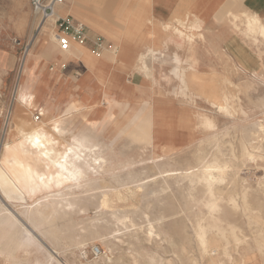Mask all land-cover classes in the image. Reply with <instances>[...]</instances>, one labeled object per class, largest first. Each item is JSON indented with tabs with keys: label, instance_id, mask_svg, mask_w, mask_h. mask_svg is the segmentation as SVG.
<instances>
[{
	"label": "rangeland",
	"instance_id": "obj_1",
	"mask_svg": "<svg viewBox=\"0 0 264 264\" xmlns=\"http://www.w3.org/2000/svg\"><path fill=\"white\" fill-rule=\"evenodd\" d=\"M117 3L116 0H67L62 6L85 4L108 18L110 13H115ZM57 10L62 16L61 8ZM39 22L40 18L29 0H25L23 5L20 0H0V54L15 57L12 67L1 65L3 61L0 60V154L9 133L18 134L20 128L25 127L23 121H43L48 128L52 123L50 113L27 110L14 99L23 68L28 69V86L31 85L34 94L33 107L54 97L59 98L58 90L51 88L52 95L50 89L44 86L45 80L39 77L44 56L49 58L53 52L60 50L55 41L53 44L47 43L49 39H45L44 24L40 27ZM48 23L53 34L55 27ZM81 23L87 25L89 30L86 22ZM203 34L204 37L196 40H205L204 30ZM248 34V38H251L249 44L254 47L256 53H253L259 64V79L249 75L251 71L245 73L231 64L224 65L223 79L218 77L217 80L213 75L212 79L206 80L204 76L194 73V80H191L194 86L189 85L184 90L185 94L177 91L178 95L173 98L161 97L166 102L176 103L168 105L167 109H156L145 102L141 108L137 105L121 107L123 111L113 112L111 119L109 113L99 118L94 110L67 115V127L73 132L92 130L101 144L102 154L107 157L106 166L99 176L100 187L74 194H81L80 198L97 194V200L91 203L84 199L83 204H89L88 209L72 211L69 216H58L53 222L47 221L38 226L24 222L41 246H21L19 232L23 231L24 241L29 237L24 232V226L18 224L14 229L0 220V264H218L219 261V264H264V39L260 36L258 40L255 34ZM97 37L103 38L106 47L110 45L106 36ZM48 46H51V50ZM28 58L32 60L30 63ZM175 61L173 75L178 77L181 75L182 60L176 57ZM98 79L109 87L106 89L108 93L113 88L119 91L117 81L108 80L109 76L99 75ZM214 86L217 96L223 97V100L226 96L228 110L218 111L219 108L206 99ZM111 100L120 105L119 98L112 97ZM78 102L74 99L69 104L58 102V105L62 110L66 106L81 105ZM16 110L20 117L10 124ZM83 113L87 118L83 117ZM156 115L159 116L158 123ZM149 116L154 126L150 127L151 135L144 133ZM204 117L212 120V127L204 124ZM136 132L139 137H136ZM70 138L67 135L60 141L67 144ZM110 138L112 144H108ZM153 140L157 149L151 143ZM161 146H167V150L161 149ZM188 169L195 172L209 170L214 176L212 184L215 196L220 199L219 203L222 202L220 205L226 213L222 225L227 228V234L222 236L221 231L216 230L209 232L210 247L225 248L229 255L216 252L204 256L197 248L193 223L196 214L205 211L206 204L197 202L193 197L200 198L199 201L205 199L204 184L191 183L188 178L179 175L173 176L175 178L167 175ZM17 194L12 192V196L8 197L0 190V210L7 207L17 218L25 219L22 207L34 204L35 199L28 198L24 202ZM113 212L121 217L126 216L124 220L128 224L131 218L137 225L125 229L122 222L115 223L112 219ZM162 216L165 218L159 220ZM107 222L110 224L108 229ZM53 225L58 229L59 241L47 234ZM235 226L241 231L237 232ZM75 228L78 230L75 231ZM116 228L121 230H114L113 235L105 234ZM229 228H235V237ZM94 247H99V254L92 253ZM50 255L54 258L50 259Z\"/></svg>",
	"mask_w": 264,
	"mask_h": 264
},
{
	"label": "crops",
	"instance_id": "obj_2",
	"mask_svg": "<svg viewBox=\"0 0 264 264\" xmlns=\"http://www.w3.org/2000/svg\"><path fill=\"white\" fill-rule=\"evenodd\" d=\"M116 1L119 3L115 6V13H110L108 18L85 4L58 7L62 16L72 15L77 21L86 22L91 40L102 35L110 42L99 54L91 50V42L82 45L74 41L71 54L56 50L49 58L44 56L39 77L45 80L46 89L58 90V102L69 104L74 99L82 100L92 105L93 112L97 113L101 107L109 106L107 98L115 97L119 98L120 105L113 102V112L123 111L121 107L137 105L141 108L145 102L156 109H167L168 105L176 103L166 102L161 97L173 98L178 95L177 91L192 86L194 73L206 80L212 79L213 75L217 80L218 77L223 79L225 71L222 72V67L230 64L244 72V47L249 48L246 47V52L256 53L249 44L251 38L246 35L249 33L246 31V15L258 16L264 22V0ZM71 9L74 13L68 12ZM86 19L98 23L97 26ZM203 30L205 40L197 41V38L204 37ZM179 34L184 35L183 42H180ZM255 37L260 38L259 35ZM48 47L51 50V46ZM141 57L149 67V75L142 68L140 70ZM176 57L182 60L187 87L173 75ZM0 60L3 66L12 67L15 63L14 55L0 54ZM99 75L117 81L119 91L114 88L108 93L99 81ZM153 79L157 84L152 83ZM51 93L53 95V91ZM155 118L158 123L159 116ZM111 138L108 144L113 143Z\"/></svg>",
	"mask_w": 264,
	"mask_h": 264
},
{
	"label": "bare ground",
	"instance_id": "obj_3",
	"mask_svg": "<svg viewBox=\"0 0 264 264\" xmlns=\"http://www.w3.org/2000/svg\"><path fill=\"white\" fill-rule=\"evenodd\" d=\"M20 3L22 5L25 4V0H20ZM69 12L74 13L72 9L69 10ZM78 16L81 17L80 15H78ZM246 20H247L246 25H247V29H248L246 31H249V33L252 35H254V34L256 36L259 35L264 39V22H263L262 18H260L258 16L246 15ZM86 21L89 22L90 24H96V26L98 24V23H95L92 21H88L87 19H86ZM47 24H49V23L46 22L44 25H42L44 33H45L44 34L45 39L48 38L49 41L47 43L51 42L53 44L54 38H53L52 30L50 29L49 25H47ZM105 30H106V33L110 35L108 30L107 29H105ZM188 35H189V33H188ZM175 36H176V34H175ZM38 38H40V37H38ZM179 38H180V42H183L185 39L183 34H179ZM256 39H257V37H256ZM73 44H72V46H74ZM81 50H83V49L81 48ZM244 50H245L244 51V59H243L242 65L245 68L244 69L245 73H249V71H251V73L249 75H251L254 79H259L260 78V76H259V64L257 62V57L255 56L254 53L246 52V50H247L246 47H244ZM72 52L73 51L70 50V51L66 52L65 54H71ZM141 55H143V54H141ZM28 60H29V63L32 61L29 58H28ZM141 62L143 64L141 63L142 66H140V70L142 68L144 70V72H146L145 74L148 73V75H149L150 74L149 67L146 63H144L143 58L141 59ZM24 64H25V62H24ZM152 71H153V69H152ZM27 72H28V69L23 68L22 75L20 76V79H19V84H18L19 88L14 95V99H15V101L18 102V104L25 106V108L27 110H31V109H33V111L38 110V112H42L41 114L44 113L47 115L50 113L52 123L48 128L43 121L40 123L23 121L24 126L27 128L21 127L18 134H12L10 132L8 139L3 144L1 154H0V188H1L0 190H2L8 197L12 196L11 195L12 192H17L18 193L17 197L20 198V200L24 201L28 198L31 200L32 199H35V200H34V204H32V205L25 206V207L22 205L23 206L22 208L24 209V210L22 209L23 210L22 214L25 217V219L17 218L7 207H4L2 210H0V220L4 224H7L11 228H14V229H16L18 227V224H22L25 228L24 232L29 234V237L27 238V240L24 241L23 235H22L23 231L19 232L20 233V239H21V246L31 247L34 244L41 246L40 241L36 237L32 236V234L30 233V230L28 228H26V226L24 225L25 224L24 222L29 221L34 226H38L39 224H43V223L46 224L47 221L53 222L56 217L59 218L61 216H65V215L69 216L72 211H80L83 209L84 210L88 209L89 204H83L84 199H87L89 202L94 203L97 200L98 195L92 194L86 198L85 197L80 198L81 194L80 195H74V194H76L77 192L79 193V191H81V193L88 192L90 190H93L94 188L100 187L99 186L100 185L99 176L101 175L103 168L106 166V163H107L106 158L107 157H105L104 154H102L101 144L99 143L97 137L95 136V134L93 133L92 130H89L86 132H84V131L73 132L67 127L68 121H69V117H66L67 115H69V114L72 115L74 113L79 115L80 112H86V111L88 112L90 110H94V107H92V105H87L82 100H79L78 103H80L81 105H78L75 107L66 106L64 109L61 110L59 105H58V98L57 97H54L53 100H51V101H48V100L44 101L43 100L44 102L41 105L37 106L36 108L33 107L32 105H33V100H34V94H33V91L31 90V85L28 86ZM3 73H5V72H3ZM5 75H6V73H5ZM197 77H198V75H197ZM176 78L179 79L180 83L184 87H187L186 74L183 70H181V75H179ZM153 81H156V80L153 79ZM250 83L252 84V82H250ZM156 84H157V81H156ZM103 87H105V85H103ZM107 87H105V90L107 89ZM108 89H109V87H108ZM114 90L115 89L113 88L112 92ZM215 90L216 89L214 86V89L211 91V93L207 96L206 99L209 100V102L211 101L210 102L211 105L212 104L216 105V107L219 108L218 111L228 110V104L226 103L227 102L226 96H224V100H223V97L221 98V97L217 96L216 93H218V92H216ZM181 93L185 94L184 90H181ZM197 95L200 96L201 94L197 93ZM107 99H108L109 106L102 107V109L97 111V115L99 118L102 115H106L109 113L110 114L109 118L111 119L112 115H114L113 110L111 111V105L113 104V102L111 100L112 98L111 99L107 98ZM223 101H225V102H223ZM163 106L164 105H162V107ZM214 111H212V112H214ZM199 113L201 114L202 112H199ZM54 114H56V115H54ZM200 114H198V115L200 116ZM208 115H209V113H208ZM203 116H205V115H202L201 117H203ZM19 117L20 116L18 115V112L16 110V112H14L13 118L10 119L11 120L10 124L17 121V119ZM83 117L87 118L85 113H83ZM200 118H198V119H200ZM73 119L74 118H72V120ZM149 119H150V121L147 122V126L144 127V133L151 135V133H152L151 129L152 128H150V127H151V125L153 126V124L151 122V117ZM145 121H147V119H145ZM152 121H153V119H152ZM16 123H18V122H16ZM204 124H206L208 127L213 126L212 120L210 118H207V117L204 119ZM67 135L71 136L70 141L67 144L60 141L63 138L65 139V137ZM158 135H159V133H158ZM139 136L140 135L137 133L136 137H139ZM151 143L153 144V147L157 149V146H156V143L154 142V140ZM166 148H167V146H161V149H166ZM170 150L173 151L172 148ZM199 160H200V158H199ZM167 175L172 176V177L173 176L178 177V175H179V177L188 178L191 183L201 182L204 184L203 190H204L205 196H206L205 199H203L202 201H199L200 198L193 197V199L196 200L197 202H204L206 204L205 211H202L200 214H196V217H195L194 223H193V228L195 231V237H196V241L198 244L197 248L199 247V251L201 252L200 254L204 255V256L207 254L210 255V253L215 254L216 252H219L222 255L223 254L229 255V251L225 248H223L221 250V248L219 246L214 247V248L210 247L211 241L209 240V232L216 230L218 232L221 231V234L220 233L219 234L222 236H226V234H227V233L225 234V231H227L226 230L227 228L225 229L222 225V221L224 222L223 216H225L226 213H224V210L220 205L222 202L219 203L220 199L218 198V196H215L216 193H215V190H214L213 184H212V177H214V176L212 175V173L209 170L195 172V170L191 171L190 169H188L184 172H171ZM173 178H175V177H173ZM94 185H97V187H93ZM90 186H91V188H90ZM40 194H46V195L43 197H38ZM103 195H106V193H104ZM84 196H86V195H84ZM229 198H230V196H229ZM229 198H227V199H229ZM232 199H231V201H232ZM101 205H103V204H101ZM125 218H126V216L121 217V216L117 215V213L113 212L112 219L115 221V223L122 222L124 224L125 229H128L131 226L137 225L136 223H134V220L131 218L129 219V224H131V225H129L128 222H126L127 220H124ZM164 218H165V216H162V217H159L158 219L163 220ZM257 220H259V219L257 218ZM91 225H92V223H91ZM93 225L95 226V224H93ZM152 225H151V227H152ZM109 226H110V224L107 222V229L109 228ZM141 228H139L140 231H141ZM145 228H147V227H145ZM235 228L237 230L236 226H235ZM235 228H233V229H235ZM136 229H138V228H136ZM149 229H150V227H149ZM153 229L155 230V228H153ZM229 229H231V228H229ZM233 229H231V231H232V233H234V236L233 235H231V236L235 237V231ZM57 230H58L57 227H55L53 225L51 227L50 233H47V234H51V237L53 236L54 239H57L59 241L60 236L57 238V235H58ZM76 230H78V229L75 228V231ZM114 230L120 231L121 228H116V229H113L111 231H107V233H105V234L107 236H109L112 234V232H114ZM132 230L134 231L135 229H132ZM239 230L241 231V229H238L237 232ZM47 232H49V231H47ZM118 234H119V232H118ZM152 234H151V236H153ZM144 235H146V234H144ZM216 235H217V233H216ZM107 236H106V239H107ZM155 236H156V234H155ZM147 237H150V236L147 235ZM236 238L239 239V237H237V236H236ZM236 238H235V240H237ZM241 238H240V240H242ZM233 241H234V239H233ZM237 241H236V244L238 243ZM120 242H122L121 239H120ZM225 243H226V241H225ZM125 245H127V243ZM137 245H139V244H137ZM129 246H131V245H129ZM183 249L185 250V248H183ZM187 255L189 256V254H187ZM200 257L202 258V256H200ZM53 258H54V256L50 255V259H53ZM144 259H145V257H144ZM158 259L160 260L159 257H158ZM219 263H221V262L219 261ZM112 264H115V263H112Z\"/></svg>",
	"mask_w": 264,
	"mask_h": 264
},
{
	"label": "built area",
	"instance_id": "obj_4",
	"mask_svg": "<svg viewBox=\"0 0 264 264\" xmlns=\"http://www.w3.org/2000/svg\"><path fill=\"white\" fill-rule=\"evenodd\" d=\"M37 16L40 18L39 25L50 22L55 27L53 30L54 41L58 44L61 52H68L72 49V43L79 44L91 42V50L99 54L106 49V44L102 37L90 39L86 25L76 21L70 15L60 16L57 12L59 6L67 0H29ZM92 253H100L99 247L92 248Z\"/></svg>",
	"mask_w": 264,
	"mask_h": 264
}]
</instances>
